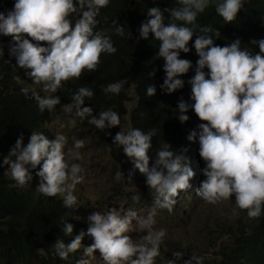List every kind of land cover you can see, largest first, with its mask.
Segmentation results:
<instances>
[{
    "label": "clouds",
    "instance_id": "1",
    "mask_svg": "<svg viewBox=\"0 0 264 264\" xmlns=\"http://www.w3.org/2000/svg\"><path fill=\"white\" fill-rule=\"evenodd\" d=\"M250 2L177 0L174 8H148L137 42L149 40L150 34L159 41L158 56L165 61L166 74L161 89L180 98L179 121L189 120L191 108L196 124L203 122L191 128L188 141L177 144L157 134L156 128L140 130L130 121V109L122 118L112 108L94 116L93 109L84 106L85 99L94 96L86 86L78 88L71 103L58 107L68 83L96 71L102 55L117 52L111 37L94 31L100 10L110 0H0V35L10 36L13 42L9 49V42L3 41L7 50L4 53L0 45V59L15 58L18 71L26 76L20 82L23 94L16 93L29 104L34 99L41 113L47 110L43 113H49L47 124L51 113L62 109L71 114L68 126L77 124L83 133L73 137V146L68 147L69 136L49 133L46 124L47 133L30 129L8 150L0 151V186L9 215L30 225L17 240L39 236L49 245L48 251L40 246L23 263L14 264H91L92 260L94 264H203L204 259L224 264L225 257L259 229L252 222L264 219V40L241 43L237 39L221 47L209 35L213 29L197 21L214 5L230 24ZM113 24L115 35L124 37L125 26ZM216 34L220 35L218 30ZM194 35L196 70L192 76L188 73L191 61L181 59L180 54L191 51L188 45ZM149 75L154 76L155 70ZM25 81L37 87H25ZM127 83L112 82L102 90L118 95ZM184 84V93L178 95ZM146 91L154 97L157 87L151 84ZM131 94L136 100L133 86L127 90L126 105ZM85 119L99 133L89 134L78 124L77 120ZM87 147L98 154L90 159L101 162L100 153L107 154L105 176L85 179V169L74 162L83 160L79 149L86 152ZM101 179L100 208L90 209L88 218L80 216L78 187ZM233 195L241 216L232 222L229 213L216 221L218 236L210 235V239L211 247L221 246L218 256L207 252L184 256L181 249L166 248L170 236L159 223L166 217L163 214L177 212L180 202L189 197L215 204ZM47 205L56 207L58 217L42 235ZM0 230L10 244L24 228L2 224ZM223 236L229 241L218 243Z\"/></svg>",
    "mask_w": 264,
    "mask_h": 264
},
{
    "label": "trees",
    "instance_id": "2",
    "mask_svg": "<svg viewBox=\"0 0 264 264\" xmlns=\"http://www.w3.org/2000/svg\"><path fill=\"white\" fill-rule=\"evenodd\" d=\"M157 6L164 9L177 7L178 4L177 0H157V3H154V0H110L109 5L100 10L97 17L99 23L94 31H100L102 35L111 37L117 52L111 55H102L101 64L96 71L88 72L77 81L68 83L66 91L60 97L61 104L58 107L71 103L72 96L78 88L86 86L93 90L94 96L86 98L84 106L91 107L94 116H98L101 110L112 108L122 118L128 112L125 107L128 101L127 90L133 86L136 104L129 111L130 121L145 132L156 128L157 134L168 137L177 144L188 141L187 137L192 132L191 128L197 127L203 122L196 124L198 120L191 108H189L192 113L189 120L185 123L179 121L178 102L180 98L166 94L161 89L166 74L163 71L165 61L158 56L159 41H156L150 34L149 40L137 42L138 29L141 23L148 19V8ZM165 15L167 17L168 14L165 13ZM197 21L201 27L210 26L213 29L209 35L214 39V44L221 47L237 39L241 43L252 39L259 42L264 40V0H252V2L246 3L238 13L236 20L230 24L225 23L223 18L216 13L214 5L200 14ZM114 22L125 26L124 37L115 35ZM216 30L219 31V36L216 34ZM195 38L194 35L188 45L191 51L187 54L183 52L180 54L181 59L191 61L192 68L188 73L192 76L195 75L196 70V66L193 64ZM0 41H8L9 49L13 45L10 36L0 35ZM32 42L35 43V41ZM41 46L47 47L48 45L42 43ZM18 69L20 68L15 58L11 57L10 61L5 57L3 60L0 59V84L3 83L0 88V151L8 150L17 139L30 129L36 128L47 133L45 127L49 113L43 114L47 110L41 113L37 109L34 99H29V104L16 93L23 94L20 82L26 78L25 74ZM153 70H155V75L150 76L149 73ZM120 80H127L128 83L118 95L104 93L103 87ZM151 84H155L157 87L154 97L147 96L146 90ZM185 86L187 85L184 84V87L177 90L176 93L182 95ZM77 122L89 134L99 133L94 130L96 129L95 126H89L86 119L83 122L80 120ZM8 207L4 190L0 186V226L7 224L14 228H24L10 244L0 230V263H23L22 259L40 246L48 251L49 245L45 239L39 236L33 240L27 237L17 240L22 233L29 230L30 225L10 216ZM57 214L58 211L55 206L47 205L42 217V235L55 225ZM162 216H166V214ZM4 218L7 219L6 222L3 220ZM252 224L260 226L259 229L246 240L241 241L240 245L225 257L224 264H239L241 260L245 264H264V219L258 223L252 222ZM203 264L216 263L204 259Z\"/></svg>",
    "mask_w": 264,
    "mask_h": 264
},
{
    "label": "rangeland",
    "instance_id": "3",
    "mask_svg": "<svg viewBox=\"0 0 264 264\" xmlns=\"http://www.w3.org/2000/svg\"><path fill=\"white\" fill-rule=\"evenodd\" d=\"M14 7V6H13ZM0 45L3 47V51L7 50V45L4 42H0ZM25 87H37L28 81L23 82ZM135 97L131 94V100L127 103V110L131 109L135 105ZM127 120L123 119L122 124L128 125V115ZM71 118V114L65 113L62 109H55L51 113L50 122L47 124V131L49 133L61 132L69 136L68 147L73 146L72 138H78L82 136L83 133L80 132V128L77 126L69 127L68 120ZM65 125V127H61ZM88 138L85 140L88 145ZM79 149L83 156L82 161H74L80 163L85 169L83 176L85 179L90 177H95L99 175H106L108 170L104 167V163L107 159V154L105 152L100 153L101 162L90 159V157H95L98 154H95L93 150L87 147L86 152ZM103 176V177H104ZM103 180H95L89 182L88 185L81 183L78 187V193L76 197L78 200L79 208L82 210L83 214L88 218L90 216L89 210L94 208L99 209L100 203L97 202L99 195L104 192ZM134 190V195L137 194V190ZM203 199V198H202ZM203 201H205L203 199ZM104 202V201H103ZM206 202V201H205ZM230 208L233 211L230 212ZM231 213V221L236 222L241 216V211L237 209L235 195H233L228 200H223L215 204L212 203H203L193 197H189L184 201L180 202L177 212L171 214V212H166V217L161 219L159 223L164 226L169 231V245L166 247L170 251H176V249H181L184 253V256L187 255H196L200 253L207 252L213 258L218 256L221 252V246L211 247L212 240L210 235L218 236L216 232V221H222V218L226 217ZM207 220L210 221V228L207 227ZM170 226V227H169ZM157 229L161 228L155 225ZM169 227V228H167ZM138 233L134 232V236H137ZM229 241L228 236H223L219 238L218 243L222 242L226 244ZM91 264L95 263V260L90 261Z\"/></svg>",
    "mask_w": 264,
    "mask_h": 264
}]
</instances>
